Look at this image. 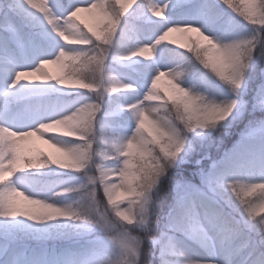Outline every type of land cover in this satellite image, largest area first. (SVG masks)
<instances>
[{"label":"snow or ice","instance_id":"6c2138e0","mask_svg":"<svg viewBox=\"0 0 264 264\" xmlns=\"http://www.w3.org/2000/svg\"><path fill=\"white\" fill-rule=\"evenodd\" d=\"M117 4L0 0V264H21L30 239L64 241L65 264H264L247 198L264 199V0ZM174 30L197 36L169 49ZM164 51L179 60L157 63ZM65 60L75 85L43 70ZM33 135L65 159L22 154Z\"/></svg>","mask_w":264,"mask_h":264},{"label":"rangeland","instance_id":"374dc122","mask_svg":"<svg viewBox=\"0 0 264 264\" xmlns=\"http://www.w3.org/2000/svg\"><path fill=\"white\" fill-rule=\"evenodd\" d=\"M165 2H167V0H165ZM172 15H175V13H172ZM97 16H100V14L96 11H93V12L81 11L80 13H78V22H80L82 26H85L83 24L92 23ZM153 18L162 19L163 14H161L160 17L154 16ZM191 33L195 34V32H191ZM166 38H170L173 41H177V42L179 41L182 43L184 42L185 35L183 34V32L174 30V31L169 32ZM157 47L160 48L161 46H157ZM140 58H143V57H140ZM153 59L156 60L157 63L162 64L165 62L179 60V57L176 56L175 53L173 52L164 51L162 58H160V53L158 52L157 55L154 56ZM61 64L62 63L49 62L43 65V70L49 76H51V73L55 71L58 68V66ZM132 68L139 69L140 65L133 64L130 68L122 69V71H127L129 75L136 77L138 80L139 73L136 71H132ZM21 72H22L21 79L26 82L27 81H40L42 79L40 73L33 72L31 70H21ZM161 78L169 79L168 76H161L160 79ZM76 83L77 81L70 80V79H64L65 85H75ZM28 118H29L28 114H25L23 117H21V122H25ZM20 149H21L22 154H25V155H36L39 152H44L47 155L55 159H65L63 152H61L59 148L53 147V145L47 143L45 139H41L39 136H35V135L31 137H27L24 140H22L20 142ZM78 175H79L78 173H71L67 175H62L52 180L64 179L70 176H78ZM47 180H51V179H47ZM29 183H32V181L29 180ZM259 195H260L259 188L252 189L250 192L247 193L248 199H250V197L253 196L252 200L254 201V204H255L257 217L264 215V212L260 211V208L264 206V199H256V197H258ZM17 200H22V197H17ZM29 223L30 222L25 220L21 224L29 225ZM64 243H65L64 241L57 243V244H53V245L26 243L27 248L21 249L20 253L18 254L19 259L21 260V264H65V260H66L65 250H63V247H62ZM191 254L195 255L196 253L192 252Z\"/></svg>","mask_w":264,"mask_h":264},{"label":"trees","instance_id":"16d2710c","mask_svg":"<svg viewBox=\"0 0 264 264\" xmlns=\"http://www.w3.org/2000/svg\"><path fill=\"white\" fill-rule=\"evenodd\" d=\"M236 2L239 3L240 0H236ZM121 3L124 4V5H129L128 10L129 11L131 10V6L132 5L129 4V0H120V4ZM120 4H117V8L118 9L120 7ZM105 23H106L105 19L100 15V16H97L92 23L83 24V25H85L88 28H91L93 30H99ZM183 34L185 35V39H184V42H182V43L179 42V41L178 42L177 41H173L170 38H166V41L162 42V44H166V42H169L172 45L167 44V47L168 48H174L175 46L178 47V46H180L182 44H187L189 42V37L196 38V36H197L196 33L193 34L191 32H187V33L183 32ZM202 43H204V42L202 41ZM176 51L179 52V51H183V50L177 49ZM144 58H146V57H143L141 59H144ZM74 63H75L74 61L65 60L61 65L58 66V68L55 71H53L51 73V76L52 77H56V76L65 77V72L68 70V68L63 66V65L67 64L70 67ZM64 79H70V80L77 81L76 79L68 78V77H65ZM156 87H157V89H159L161 91V93H165V94H167L169 96H174L175 95V92H174V90L172 89V86H171L170 79H167V78L159 79L157 81ZM145 127H150V125L148 124L147 121L145 122ZM32 156H35V155H32ZM45 171L47 172V175H43V176H39L38 175L36 178H38L40 180H47V179H51L52 180V179H56V178H58V177H60L62 175L71 174V172H68V171H65V170H56V171L45 170ZM252 198H253V196L250 197V199H252ZM16 230L22 231V232H25V233L30 231V229L28 228V224H21V223L19 225H17ZM60 242H62V241L43 240V239H34V240L30 239V240L26 241V243H36V244L38 243V244H47V245H53V244H57V243H60Z\"/></svg>","mask_w":264,"mask_h":264}]
</instances>
